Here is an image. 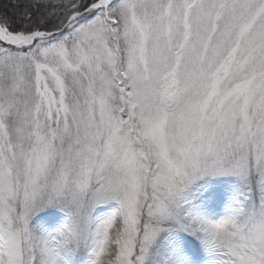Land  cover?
Masks as SVG:
<instances>
[{
  "label": "snow or ice",
  "instance_id": "1",
  "mask_svg": "<svg viewBox=\"0 0 264 264\" xmlns=\"http://www.w3.org/2000/svg\"><path fill=\"white\" fill-rule=\"evenodd\" d=\"M0 264H264V0L0 2Z\"/></svg>",
  "mask_w": 264,
  "mask_h": 264
},
{
  "label": "trees",
  "instance_id": "2",
  "mask_svg": "<svg viewBox=\"0 0 264 264\" xmlns=\"http://www.w3.org/2000/svg\"><path fill=\"white\" fill-rule=\"evenodd\" d=\"M0 2H3V0H0Z\"/></svg>",
  "mask_w": 264,
  "mask_h": 264
}]
</instances>
